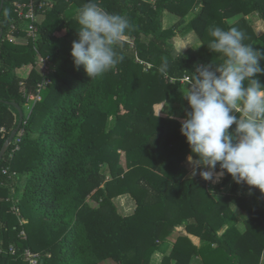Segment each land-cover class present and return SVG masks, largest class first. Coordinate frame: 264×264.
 Wrapping results in <instances>:
<instances>
[{
    "label": "trees",
    "instance_id": "1",
    "mask_svg": "<svg viewBox=\"0 0 264 264\" xmlns=\"http://www.w3.org/2000/svg\"><path fill=\"white\" fill-rule=\"evenodd\" d=\"M15 1L28 0H5L0 15V152L19 124L13 102L24 122L0 162V264H26L27 248L38 264H152L157 251L161 264H264V34L247 19L264 20V0H55L37 41L11 42ZM191 31L201 47L177 51L174 37ZM240 56L243 111L222 96ZM186 76L218 93L196 92L185 121L158 113ZM21 81L27 93L44 84L30 114ZM240 135L256 140L254 159L241 160ZM189 157L214 182L226 171L217 187L229 194L189 176ZM126 194L137 207L123 215L114 199Z\"/></svg>",
    "mask_w": 264,
    "mask_h": 264
},
{
    "label": "crops",
    "instance_id": "2",
    "mask_svg": "<svg viewBox=\"0 0 264 264\" xmlns=\"http://www.w3.org/2000/svg\"><path fill=\"white\" fill-rule=\"evenodd\" d=\"M200 1V0H199ZM16 2V1H15ZM200 9H201V5H197L196 6V9H195V11L196 12H199L200 11ZM192 13V11L188 14V16H187V20H189V19H191L192 17L190 16V15H192L191 14ZM103 17H105V16H103V15H101V20H103L102 18ZM176 18L177 16H175V15H173V14H168L167 12H166V18H165V20H168L169 18ZM191 17V18H190ZM106 18V17H105ZM249 18H250V20H252V22H251V24H252V26H253V28H254V30H255V32H256V34L259 36V35H261V34H263L264 33V20L262 19V18H260V16H259V14L256 12V13H254V14H252V15H249ZM248 18V19H249ZM44 19V18H43ZM177 20H179L178 19V17H177ZM176 20V21H177ZM43 20H41V22H42ZM191 32H194V31H191ZM195 33V32H194ZM180 34H182V33H180ZM187 34V33H186ZM186 34H182V35H186ZM197 35V34H196ZM193 48H195V47H193ZM184 51V50H183ZM243 57V56H242ZM241 63L237 66V63H236V65H234V67H233V69H237V67H239V69L241 68V67H243L244 66V60H243V58H242V61H240ZM237 71V70H236ZM25 72H26V70H25ZM235 72V71H234ZM234 72H232V73H230V72H228L227 74H226V77H227V80L229 81L230 80V83L231 82H233V84H234V88H233V90L231 91V92H229L228 91V93L227 94H229V99L232 101V99H233V96H235V98H236V104H239L240 105V101H241V99H242V97L244 96V94H245V91H244V89H242L241 87H239L237 84H236V82L234 81V77H235V73ZM182 86H183V89L181 90V92H180V94H175L171 99H169V100H166L164 103H161V104H159V105H162V107L163 106H165V104L167 105V106H169V107H167L166 106V111L165 112H163V113H161V112H159V113H161L162 115H165V116H174V117H177V118H179L180 120H182V121H185L186 120V115H187V111H188V106L191 104V102L193 101L192 100V98L195 96V91H192L191 89H189V88H187L185 85H183L182 84ZM261 96H264V94H260ZM175 104H173V103ZM171 103L173 104V105H171ZM263 105H264V103H263ZM156 110H157V106H156ZM158 111V110H157ZM184 112H186V113H184ZM186 114V115H185ZM261 123H262V125H263V127H264V117L261 119ZM256 143V140L253 138V137H250V136H246V135H240L239 137H238V149L240 150V152H241V155H240V158H241V160H243V161H248V160H251V159H254L255 158V154H254V151H253V146H254V144ZM264 162V161H263ZM187 164H188V166H194V167H196L197 168V166H195V164H194V161H193V159H191L190 157L188 158V161H187ZM192 169H190V173H189V176H197V175H201V176H207V181H208V189L210 190V192L212 191L217 197H221V196H226L227 194H229V188H228V186H226V185H223V186H219V187H217L216 189H213V187H215V185L214 184H216V183H221L223 180H224V178L228 175V173L226 172V171H214V172H223L224 174L221 176V180H220V182H214L213 180H211V170H205V168H204V170H200V171H202L200 174H197V175H193V174H191V171ZM197 171H198V169H197ZM211 192V193H212ZM212 193V194H213ZM242 194H247L248 192H246V191H242L241 192ZM214 194H213V196H214ZM126 195H128V194H126ZM129 197H131L130 195H129ZM134 200V199H133ZM181 226H184V225H181ZM178 227H180V226H178ZM178 231H180V230H178ZM181 233V232H180ZM181 234H187L191 239H192V241H193V243H195V239H200L198 236H196V235H192V234H189L188 232H187V230H186V227H185V232H182ZM174 238V236L172 237V239ZM199 245V244H198ZM156 253H159L160 255L162 254V257L161 258H156V259H158V261L159 262H157L158 264H161L162 263V260H163V257H164V253L163 252H161V251H157ZM155 254V253H154ZM159 257V256H158ZM153 263V262H152ZM192 263H195V264H199L200 263V260L199 259H196V260H194Z\"/></svg>",
    "mask_w": 264,
    "mask_h": 264
},
{
    "label": "built area",
    "instance_id": "3",
    "mask_svg": "<svg viewBox=\"0 0 264 264\" xmlns=\"http://www.w3.org/2000/svg\"><path fill=\"white\" fill-rule=\"evenodd\" d=\"M55 5V0H30L27 3H21L20 1L14 2L15 6V12L17 13L18 21L21 22V24L18 23V21H13L10 25L9 33L7 34V38L11 42H28L30 39L33 41L38 40V27L37 25L41 23L40 17L45 16L49 10H52V8ZM106 20H109V17H106ZM18 33L16 34V32ZM133 45V44H131ZM39 60L42 63H46V60L44 57L39 56ZM139 60V59H138ZM140 62H143L139 60ZM47 71V70H46ZM48 83V80H45L44 84ZM183 85H185L187 88L191 89L192 91H195L197 93L201 92H216L214 89H212L209 86H205L199 83H196L193 81L190 77L186 76L182 79ZM44 84H38L39 93H27L24 89V97L26 98L27 103L33 102L35 103L37 100L41 99L40 96V90L44 86ZM20 85L24 87L25 82L21 81ZM229 92H231L234 88L233 82L228 84ZM221 94V93H220ZM224 99L231 102L237 110L243 111V107L239 104H236V98L233 96L232 101L229 99V94L222 95ZM0 131L4 134L8 133V130L5 127H1ZM21 141V137L16 136L11 144L15 145V148L13 151L19 149V143ZM13 153V152H12ZM11 153V154H12ZM5 172L8 171V169L4 170ZM9 252L13 255L18 254V248L14 245H11ZM24 261L26 264H38L40 262L41 256L38 252L32 251L30 248L25 249L23 252Z\"/></svg>",
    "mask_w": 264,
    "mask_h": 264
},
{
    "label": "rangeland",
    "instance_id": "4",
    "mask_svg": "<svg viewBox=\"0 0 264 264\" xmlns=\"http://www.w3.org/2000/svg\"><path fill=\"white\" fill-rule=\"evenodd\" d=\"M30 0H28V1H25V2H22V1H20L21 3H27V2H29ZM196 9V8H195ZM195 9L194 10H192V15H190L191 17L192 16H194L197 12L195 11ZM252 15V14H251ZM45 16H42V17H40V21L41 20H43V18H44ZM190 17V18H191ZM239 18V17H238ZM249 18V15L247 16V19ZM103 20L102 21H104V20H106V18L105 17H103L102 18ZM177 20V17L175 18H169L168 20H166V24H168V25H172V23H174L175 21ZM248 20H250V18L248 19ZM250 23L252 22V20H250L249 21ZM1 33V32H0ZM264 34V33H263ZM262 35V34H261ZM260 36V35H259ZM114 37L116 38V36L114 35ZM106 42L107 43H112V42H114V38L113 39H109V40H106ZM173 42H174V44H175V47H176V50L177 51H183V50H186L187 48H190V47H195V48H199V47H201V45H202V42H201V40H200V38H198V36L196 35V33H194V32H189V33H187L186 35H182V34H180V33H178L175 37H174V40H173ZM242 55V54H241ZM242 56H240L239 58H238V60H236L235 61V63L233 64V66H232V69H233V67H234V65H236V63H237V66L241 63L240 61H242ZM37 64H38V69L41 71V73H43L44 75H46V76H48V74L50 73V72H52L53 70H54V66L52 65V62L49 60V59H47L46 60V63H41L40 62V60H37ZM198 64L199 65H205L206 64V62H204L203 60H201V61H199L198 62ZM28 66H30V65H27V67H25V69L23 70H20V73H21V75L23 76V77H27V74H28V72H29V70L31 69H29L28 70ZM25 70H26V72H25ZM47 70V71H46ZM236 70L238 71L239 70V67H237V69H233V71L232 72H236ZM232 72H230V73H232ZM234 72V73H235ZM46 80H48L47 78H46ZM24 88V87H23ZM181 92V91H180ZM180 92L179 93H177V94H180ZM262 94H264V92H261ZM173 103V102H172ZM171 103V105H173ZM34 105V103L33 102H30V103H28L27 104V106H25V113L27 114V113H29L30 114V111H29V109L31 110V108H32V106ZM175 105V104H174ZM166 104H165V106H163L162 107V105H158L157 106V112L159 113V112H161V113H163V112H165L166 110ZM167 107H169V106H167ZM165 108V109H164ZM160 113V114H161ZM184 113H186V112H184ZM186 115V114H185ZM112 118V117H111ZM111 118H110V121H111ZM190 167V169H192L191 171V174H193V175H197V174H200L202 171H200V170H198L197 171V169L198 168H196V167H194V166H189ZM205 170H207L208 171V169H207V167H205ZM13 175H16V174H13ZM24 178H26V176L25 177H23V179L21 180V183H20V185H19V190H17V188H16V190H14L13 191V193H16V195H18V192L20 191V193H21V190H22V186H23V182H24ZM219 183H216V184H214L215 185V187H213V189H216L217 188V185H218ZM228 188H229V190H231V186H229L228 185ZM212 192V191H211ZM213 193V192H212ZM211 193V194H212ZM214 194V193H213ZM212 194V195H213ZM214 196L215 197H217L215 194H214ZM90 200V199H89ZM93 204H95L92 200H90ZM114 202H115V204H116V206H117V208H118V211L121 213V214H123V215H127V214H132V213H134L135 212V210H136V207H137V204H136V202H135V200H133L131 197H129V195H121V196H118V197H116L115 199H114ZM241 225V223L239 224V226ZM178 230H180V231H178ZM177 232H185V226H180V227H177V230H176ZM195 241V244L197 245V246H201L202 244H203V242H202V240L201 239H195L194 240ZM174 241H171V239H170V242L168 243L169 245L167 246V251L165 252V253H169V252H171V250H172V248H173V245H174V243H173ZM199 244V245H198ZM159 256V257H158ZM162 257V254L160 255L159 253H156L155 252V254H153L152 255V257H151V263L152 264H158L157 262H159L158 261V259H156V258H161ZM114 262H112V261H109V262H105V263H102V264H113ZM192 264H195V263H192Z\"/></svg>",
    "mask_w": 264,
    "mask_h": 264
},
{
    "label": "water",
    "instance_id": "5",
    "mask_svg": "<svg viewBox=\"0 0 264 264\" xmlns=\"http://www.w3.org/2000/svg\"><path fill=\"white\" fill-rule=\"evenodd\" d=\"M4 3H5V0H2L1 2V6H0V15L2 13V10L4 8ZM2 38V34H0V40ZM13 105L17 108V110L19 111V114H20V120H19V124L17 126L16 129H14L10 136L7 138V140L5 141L2 149H1V152H0V162L2 161L8 147L11 145V143L13 142L14 138L17 136V132L18 130L22 127V124L24 122V110L22 109V107L16 103V102H13Z\"/></svg>",
    "mask_w": 264,
    "mask_h": 264
}]
</instances>
